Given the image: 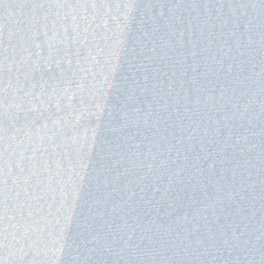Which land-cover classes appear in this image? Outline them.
Listing matches in <instances>:
<instances>
[{
	"label": "water",
	"instance_id": "1",
	"mask_svg": "<svg viewBox=\"0 0 264 264\" xmlns=\"http://www.w3.org/2000/svg\"><path fill=\"white\" fill-rule=\"evenodd\" d=\"M263 155L264 0H0V261Z\"/></svg>",
	"mask_w": 264,
	"mask_h": 264
}]
</instances>
